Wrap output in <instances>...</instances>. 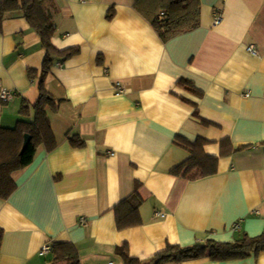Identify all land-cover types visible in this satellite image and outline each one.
Wrapping results in <instances>:
<instances>
[{
	"label": "crops",
	"instance_id": "obj_1",
	"mask_svg": "<svg viewBox=\"0 0 264 264\" xmlns=\"http://www.w3.org/2000/svg\"><path fill=\"white\" fill-rule=\"evenodd\" d=\"M199 1V26L163 41L151 21L167 0H54L51 45L77 52L53 54L42 79L62 101L48 114L56 145H40L0 200V264H51L40 250L52 242L72 245L80 264H125L122 245L146 264L167 245L264 232V0ZM44 57L24 19L2 22L0 90L12 97L0 101V128L32 119ZM176 137L204 140L216 173L173 175L189 157ZM135 191L139 224L119 230L114 208ZM167 264H264V252Z\"/></svg>",
	"mask_w": 264,
	"mask_h": 264
},
{
	"label": "trees",
	"instance_id": "obj_2",
	"mask_svg": "<svg viewBox=\"0 0 264 264\" xmlns=\"http://www.w3.org/2000/svg\"><path fill=\"white\" fill-rule=\"evenodd\" d=\"M54 0H0V29L2 22L11 17L24 19L29 27L40 37L41 45L45 48V57L41 68L38 99L32 106L33 117L29 121L20 120L12 129L0 128V200H7L15 191L16 185L12 175L27 167L34 157L36 149L43 145L45 149H53L56 145L53 135L49 112L55 113L59 109L61 100L55 99L43 87L42 79L48 73L52 64L53 54L62 59L68 58L77 52V48L57 51L51 45V39L55 32L53 21ZM162 14L160 19L158 15ZM151 24L163 41L196 29L200 20L199 0H167V4ZM111 17L109 15L108 19ZM35 71L29 70L33 77ZM179 85L193 91L187 81H179ZM194 92V91H193ZM27 104L23 103L20 115H28ZM24 135L30 136L26 149L20 153ZM189 152V157L172 170V174L195 181L216 173L217 157L207 156L203 152L204 140L195 143H185L180 137H176ZM79 144V142H74ZM248 146L236 148V151L248 149ZM230 151V150H229ZM142 200L135 191L131 196L121 201L115 208L116 227L119 230L134 227L139 224L138 210ZM0 230V242H1ZM51 264H80L76 249L62 242H52L50 245ZM264 252V232L256 237L243 235L233 242L221 243L206 241L203 244L182 248L177 245H167L166 248L156 253L146 264H167L171 262H184L207 258L211 261H235L243 260L250 255L257 256ZM125 264H141L135 259L129 258L126 245L117 249Z\"/></svg>",
	"mask_w": 264,
	"mask_h": 264
},
{
	"label": "built area",
	"instance_id": "obj_3",
	"mask_svg": "<svg viewBox=\"0 0 264 264\" xmlns=\"http://www.w3.org/2000/svg\"><path fill=\"white\" fill-rule=\"evenodd\" d=\"M162 16V14L160 13V15H158V18L160 19V17ZM220 22V17L219 16H215V19H214V25H217L218 23ZM247 51L252 54V55H255L256 54V50L253 46H249L247 48ZM115 94L116 95H122L124 94V90L123 88L120 86L119 83H116L115 84ZM245 97H248V94H245L244 95ZM11 93L7 90H0V101L2 102H7L8 100L11 99ZM83 222V221H82ZM238 228V224H235L233 229L236 230ZM50 250V246L49 245H45L41 250H40V256H43L45 254H47Z\"/></svg>",
	"mask_w": 264,
	"mask_h": 264
},
{
	"label": "water",
	"instance_id": "obj_4",
	"mask_svg": "<svg viewBox=\"0 0 264 264\" xmlns=\"http://www.w3.org/2000/svg\"><path fill=\"white\" fill-rule=\"evenodd\" d=\"M29 141H30V136L29 135H24L20 153H22L26 149Z\"/></svg>",
	"mask_w": 264,
	"mask_h": 264
}]
</instances>
